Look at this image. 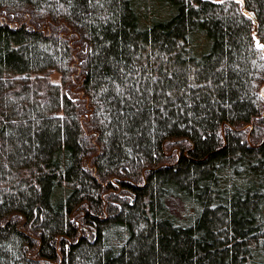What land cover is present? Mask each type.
<instances>
[{"label":"trees","instance_id":"1","mask_svg":"<svg viewBox=\"0 0 264 264\" xmlns=\"http://www.w3.org/2000/svg\"><path fill=\"white\" fill-rule=\"evenodd\" d=\"M243 1L0 0V264H264Z\"/></svg>","mask_w":264,"mask_h":264},{"label":"rangeland","instance_id":"2","mask_svg":"<svg viewBox=\"0 0 264 264\" xmlns=\"http://www.w3.org/2000/svg\"><path fill=\"white\" fill-rule=\"evenodd\" d=\"M158 9H159L158 4H156V10H158ZM28 74L30 76H32L33 78H37L39 75L45 74L47 79H51V80H55V81L59 80V74L55 71H53L51 73H47V74L44 72H31ZM261 88H262V92L264 94V83L262 84Z\"/></svg>","mask_w":264,"mask_h":264},{"label":"water","instance_id":"3","mask_svg":"<svg viewBox=\"0 0 264 264\" xmlns=\"http://www.w3.org/2000/svg\"><path fill=\"white\" fill-rule=\"evenodd\" d=\"M240 7H241V9H242L244 12H246V13L249 14L250 16H252V17L255 16V14H254L253 11L247 10V9L245 8L244 1H243V0H240ZM260 45L263 46L262 44H260Z\"/></svg>","mask_w":264,"mask_h":264}]
</instances>
